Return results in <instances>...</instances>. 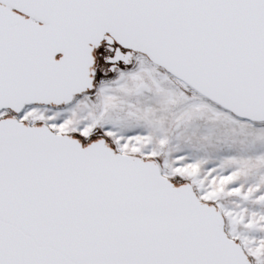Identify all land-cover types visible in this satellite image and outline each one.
Masks as SVG:
<instances>
[{
	"label": "snow or ice",
	"instance_id": "snow-or-ice-1",
	"mask_svg": "<svg viewBox=\"0 0 264 264\" xmlns=\"http://www.w3.org/2000/svg\"><path fill=\"white\" fill-rule=\"evenodd\" d=\"M0 264H264V0H0Z\"/></svg>",
	"mask_w": 264,
	"mask_h": 264
},
{
	"label": "rangeland",
	"instance_id": "rangeland-1",
	"mask_svg": "<svg viewBox=\"0 0 264 264\" xmlns=\"http://www.w3.org/2000/svg\"><path fill=\"white\" fill-rule=\"evenodd\" d=\"M219 136H220V138H221L222 140L228 138V136H229V132H228V130H227V129H222V130H220V132H219Z\"/></svg>",
	"mask_w": 264,
	"mask_h": 264
}]
</instances>
